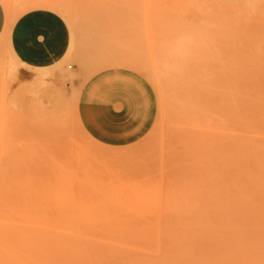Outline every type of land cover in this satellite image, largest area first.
Masks as SVG:
<instances>
[{
  "label": "rangeland",
  "instance_id": "374dc122",
  "mask_svg": "<svg viewBox=\"0 0 264 264\" xmlns=\"http://www.w3.org/2000/svg\"><path fill=\"white\" fill-rule=\"evenodd\" d=\"M245 1L2 5L0 262L26 261L31 234L43 235L57 218L70 230L78 216L96 228L161 236L180 228L172 220L201 214L216 196L214 167L181 166L170 148L219 131L176 117L187 102L180 73L197 67L208 77L214 69L218 78L222 67H264V3L252 10ZM99 25L108 45L97 42ZM85 32L94 40L87 54L110 59L88 73L67 61L58 73L56 45L74 46Z\"/></svg>",
  "mask_w": 264,
  "mask_h": 264
},
{
  "label": "bare ground",
  "instance_id": "6f19581e",
  "mask_svg": "<svg viewBox=\"0 0 264 264\" xmlns=\"http://www.w3.org/2000/svg\"><path fill=\"white\" fill-rule=\"evenodd\" d=\"M8 1L0 3L6 8ZM245 2L255 10L264 0ZM96 32L98 44L108 45L106 27L99 25ZM90 34L74 37V46L71 40L56 45L58 73L71 60L86 73L108 62L109 56L87 54L92 48L86 43L94 41ZM224 69L218 78L214 69L208 77L197 67L180 73L187 102L176 117L219 131L186 136L170 148L181 166L194 161L199 168L214 167L216 196L200 205V215L172 220L180 228L161 236L96 228L78 216L70 218L75 224L70 230L57 218L43 235L31 234L26 261L0 264H264V258L256 257L264 255V67L236 74Z\"/></svg>",
  "mask_w": 264,
  "mask_h": 264
},
{
  "label": "crops",
  "instance_id": "0c3cea01",
  "mask_svg": "<svg viewBox=\"0 0 264 264\" xmlns=\"http://www.w3.org/2000/svg\"><path fill=\"white\" fill-rule=\"evenodd\" d=\"M4 10H3V7L0 3V34L2 33L3 31V28H4Z\"/></svg>",
  "mask_w": 264,
  "mask_h": 264
}]
</instances>
